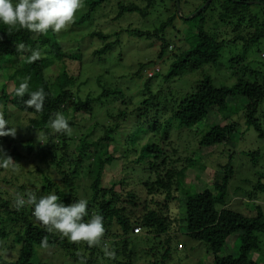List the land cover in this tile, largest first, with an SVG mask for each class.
<instances>
[{
  "label": "trees",
  "instance_id": "trees-1",
  "mask_svg": "<svg viewBox=\"0 0 264 264\" xmlns=\"http://www.w3.org/2000/svg\"><path fill=\"white\" fill-rule=\"evenodd\" d=\"M107 1L97 0L89 3V13L76 20L75 25L90 19L94 10ZM12 2L15 5L18 0ZM173 2L176 4L181 0ZM207 2L208 0H202V4L193 12L194 18L204 17L207 10L215 11L219 8L221 19L233 26H229L233 35L230 39H223L224 34L228 32L210 33L201 28L196 41L189 49L181 51L175 47V50H170L174 43L170 41V35L177 31L174 26L175 17L168 18L152 30L128 29L131 37L157 41L159 59L168 53H171L173 59L168 73L162 77L161 74H157L153 78H148L145 75L147 65L140 64L132 78L144 81L142 100L131 110L129 105L133 102H126L123 90L125 85L110 86L98 78L96 83L101 92L98 95L90 92L82 99L74 91V85L78 84L81 73L77 76L71 75L66 64H62L61 71L54 75L46 74L52 65L64 63L65 59L74 61L78 58L63 51L58 44L56 33L49 30L46 35H37L19 28L18 25L10 28L0 21V75H6V79L13 82L12 90H8L6 84L0 85V105H4L5 119L9 121V106L30 116V128L40 131L45 136L40 149L42 153L47 151L50 159L48 168L57 170L64 187L63 189L46 175V183H41V186L36 183L24 184L16 193L24 194L25 199L28 192H35L37 197L56 194L65 205L77 202L80 198L79 185L76 182L81 180L83 171H91L95 165L98 170L91 172L88 181L91 182L88 187L90 195L86 198L88 216L84 220L88 222L93 215H101L106 230L100 246L89 247L85 242L74 244L68 238L62 239L58 233H48L32 215L34 206H25L17 211L14 207V196L9 190L1 191L3 189L0 188V264H49L39 261L37 254L42 250L40 244L45 237L48 238L50 248L64 251L66 256L64 261L67 259L69 264H80L81 258H85L87 264H143L135 259L138 244L145 246L143 251L148 258L147 264H169L170 244L174 232L178 230L174 229L177 219L174 220L171 214L166 212L169 209L168 204L180 201L177 193L184 183L186 173L195 165L196 154L201 149H211L231 142L239 132V124L233 120L234 114L229 111L230 105L225 97L212 99L209 105H205L200 99L199 95L205 90L206 85H210L212 91L219 94L223 91L221 87L214 85L211 76L204 74L202 80L193 82L190 91L182 94L180 98L176 97L170 88L173 79L187 73L198 72L206 66L216 68L225 48L232 43L242 42L244 44L242 54L233 56L230 63L239 66L236 69L239 72L235 74L241 73L243 77L239 79L244 82L230 87L226 96L241 95L249 100L242 110L245 124L264 139V128L258 118L260 107L264 103V71L250 69V62L246 61L250 44H258L264 39V0H211L203 8ZM149 10V6L142 8L137 4H120L117 18L126 13L147 16ZM233 19L235 21L231 22ZM94 36L104 41V45L94 51V56L98 58L111 52L120 43L119 38L114 41L111 40L112 35L101 32H95ZM21 42L28 50L18 53L16 44ZM30 50H39L42 58L34 63H28ZM25 77H30L28 81L30 92L43 88L47 94L41 113H36L34 109L25 106L23 101L29 98L28 94L23 98L15 96V88ZM159 78L162 79L160 81L162 83L154 90L152 83ZM114 102H121L125 108L120 109L115 116L110 110L107 111L103 124L96 123L88 127V132L81 136L83 132L80 133L77 115H83L86 119L88 116L93 118L97 105L107 107ZM212 112V115L219 114L221 120L207 131H201L199 124ZM57 113L63 114L68 120L72 130L70 135L55 133L50 128L49 121L54 119ZM136 114L137 118L133 124L138 122L144 126V130H139L149 134L144 137L141 149L135 146L122 152L120 157H116L117 146L113 148V152L110 151V146L121 130L122 122L132 121L131 118ZM100 125L107 127L103 128L105 136L93 140L94 131ZM184 127L195 133L193 138L196 139L197 148L192 151L186 165L179 168L180 159L175 158L179 146L177 141L173 140V133L180 132ZM75 128L79 134H76ZM33 140L20 139L18 143L16 138L0 137V147L18 166L25 155L34 156L36 150L32 144ZM244 154L250 157L254 164H258L262 158L260 151ZM117 160L123 161L122 166L125 168L123 176L118 182H110L109 186H105V171ZM141 162L145 165L144 170L151 175L147 181L140 184L142 193L138 192L137 188H132L129 180L133 167L139 166ZM223 168L224 176L220 183L215 182L211 188L194 195H188V191L185 193L187 197L184 224L192 239L208 245V252L212 255L214 264H257L251 255L261 249L259 234H264V207L262 203L257 204L259 194H264V167L258 172L256 183L249 193L255 211L251 217L229 207L227 200L229 185L235 169L232 162H228ZM3 170L6 169L0 168V173ZM3 180H6L5 184L9 187L11 182L8 179ZM138 226L145 233L144 237L134 234V228ZM238 232L241 233L239 255L222 256L227 239ZM10 236L13 240L8 244ZM153 240H157V245L152 244ZM107 241L111 247H108ZM18 245L20 248L16 257L5 256L6 251L13 252V248ZM105 246L107 250L115 252L114 259L105 256Z\"/></svg>",
  "mask_w": 264,
  "mask_h": 264
},
{
  "label": "rangeland",
  "instance_id": "rangeland-1",
  "mask_svg": "<svg viewBox=\"0 0 264 264\" xmlns=\"http://www.w3.org/2000/svg\"><path fill=\"white\" fill-rule=\"evenodd\" d=\"M94 1L97 0H84V7L77 13L76 20L89 13V3ZM120 4H137L142 8L149 6L150 10L147 16H142L137 13H126L122 17L117 18ZM201 4L202 0H181L179 4L178 2L175 4L173 0H108L97 7L92 13V17L84 23L79 25L73 23L67 30L56 34L58 44L63 51L78 58L74 61L65 59L64 63H56L46 71V74L54 75L57 71H61L62 64H66L67 71L71 75L77 76L81 73L78 84L74 85V91L82 99H85L90 92L97 93L96 95L101 92V88L96 83L98 78H101L102 82H107L110 86L125 85L123 86V90L126 94V102H133V104L129 105V109L131 110L137 107V104L142 100L144 81L139 78H132V75L138 71L140 64H146V69L154 65L159 66L162 77L168 73L173 59L171 53L159 59V45L157 41L131 37L128 29L152 30L168 18L175 17L174 26L177 31L175 34L172 33L170 35V41L174 42L170 50H175V47L179 50L181 49V51L189 49L196 41V36L201 28L210 33L219 34L220 32H228L224 34L223 39H230L233 35L230 32L231 27L229 26L232 25L221 19L219 8L215 11L209 9L205 12L204 17L194 18L195 13L193 12ZM189 17L192 18L188 19ZM234 21L235 19L231 22ZM172 30L175 29L172 28ZM95 32L112 35L111 40L114 41L119 38L120 43L111 52L102 58H98L94 56V51L102 47L104 41L100 37L94 36ZM243 47L244 44L242 42L232 43L222 52V57L216 68L206 66L198 72L187 73L176 77L171 83L170 88L174 95L180 98L182 94L190 91L193 82L202 80L204 74L211 76L214 85L221 87L220 89L223 90L222 95L217 91H212L210 85H206L205 90L201 92L199 97L205 105H209L212 99L225 97L227 103L230 105L229 111L234 114L233 120L239 124V132L231 142L222 146H215L211 149H201L196 154L197 160L195 165L193 169H190L186 173L184 183H182L180 191L177 193L180 201H174L168 204L169 209L166 212H169L174 220L177 219L174 229L178 230V232H174L170 244L171 254L169 264H214L213 257L208 252V245L203 242H198L188 235L187 227L184 224L185 202L187 197L185 193L188 191V195H194L206 188H211L215 182L220 183L224 176L223 167L228 162H232L233 168L235 169V174L229 185L227 198L229 207L248 217L255 214L254 202L249 197V193L253 190L258 172H261L264 167V139H261L253 128H248L245 124L242 110L249 100L241 97V95L226 96L230 87L233 88L237 84L244 82L239 79L243 77L241 73L235 74L239 66L231 65L230 63L233 56L242 54ZM247 55L246 61L247 63L250 62V69L264 71V39L258 44H250ZM5 76L3 74L0 75V85L6 84L7 89L12 90L13 82L8 81ZM160 81H162L161 78L153 81L152 88L154 90H157L159 84L162 83ZM124 108L125 105H122L121 102H114V104H110L107 107L97 105L95 112H93V118L88 116V119H86L83 115H77L78 118H76V121L80 128V133L83 132L81 136L85 135L89 130L88 127H92L94 123L103 124L105 121L103 118L107 111L110 110L115 116L120 109ZM4 110V105H0V111L4 112ZM8 110L10 125L7 127H17L16 141L19 143L20 139L27 140L33 138L34 140L31 142L35 145V149H40L42 139L45 136L40 131L30 128V116L12 106H9ZM212 114L213 112L206 120L199 124L201 131H207L209 127L218 124L221 120L219 114ZM135 118H137V114L131 118L132 122H127L128 124L122 122L120 133L126 131L127 133L123 136L118 133L110 146L111 152L117 146L116 157H120L122 152L127 149L131 150L135 146L141 149L144 143V137L146 138V134H149L148 132H141L139 130H144V126L138 122L132 124ZM258 118L264 128V103L260 107ZM103 126L100 125L94 131V135L92 136L93 140H97L104 135ZM77 130L75 128L76 134H79ZM193 136H195V133L190 132L186 127L180 132L175 131L173 133V140L177 141V145L179 146L178 154L175 157L176 159H180L178 162L179 168L186 165V161L191 156L192 151L197 148L196 139ZM8 137L12 138L11 136ZM255 151H260L262 154V158L258 164H254L251 158L244 154L245 152ZM46 153L47 151H43V153L41 150L38 152L35 151L33 157H27L25 155L21 164L16 166L14 171L12 169L3 170L0 173V188L3 190H0H9L10 194L14 196L16 190L24 184L35 182L41 186V183H46V175L64 189L62 177L57 170L48 168L50 159ZM37 160L38 163L36 164L35 161ZM122 162L117 160L112 167L110 166L106 169L104 175L105 186H109L110 182H118L123 176L122 172L125 168H123ZM144 166V163L141 162L139 166L133 167L132 173L129 175L132 188H137V191H141V193L142 189L140 188L142 187L140 184H143L151 177L149 172L144 170ZM97 170V166L94 165L91 171H83L81 180L76 182L79 185L78 197L80 199L86 200L89 197L90 190H88V187L91 182L88 181L90 180L91 172H97ZM16 177H19L18 180ZM3 179H8L11 182L9 187L5 184L6 180ZM261 203L264 207V194H259L257 204ZM240 234L238 232L227 239L221 253L222 256L228 254L234 256L239 255ZM144 236L145 233L141 237ZM259 238L262 242V247L259 251L253 252L251 258L257 264H264V234H259ZM12 240V236L8 237V244L12 243ZM107 243L108 247H111L109 241ZM156 243L157 240H153L152 244L155 245ZM179 243L184 247H178ZM19 248L18 245L16 248H13V252L6 251L4 254L8 258L16 257ZM144 248V244H138L136 246L135 251L137 255L135 259L139 263L147 264L148 258L143 251ZM59 250H54L49 247L48 250L42 249L40 253L38 251L39 261L49 264H69L67 259L64 261L66 257L64 251L62 249ZM107 263L110 262L107 261Z\"/></svg>",
  "mask_w": 264,
  "mask_h": 264
},
{
  "label": "clouds",
  "instance_id": "clouds-1",
  "mask_svg": "<svg viewBox=\"0 0 264 264\" xmlns=\"http://www.w3.org/2000/svg\"><path fill=\"white\" fill-rule=\"evenodd\" d=\"M83 7L84 0H18L15 5L12 0H0V21L10 28H14L18 25L19 28L28 30L37 35H46L49 30L59 34L75 23L77 13ZM16 49L18 53L28 50L23 42L16 44ZM30 51L31 54L27 57L28 63H34L42 58V53L39 50ZM156 69H158V71H156ZM151 70H155V72L152 76H149L148 73ZM160 73L161 69L157 65L145 69V75H147L148 78H153ZM29 80L30 77H25L23 82L15 88V96L23 98L28 94L29 98L23 101L25 106L29 109H34L36 113H41L44 108L47 94L43 88L30 92ZM7 125H10V123L5 119L3 111H0V137L11 136L15 138L17 127L9 128L6 127ZM93 125H95V123ZM49 126L55 133L70 135L72 131L68 120L60 113H57L54 119H50ZM103 128L106 129L107 127ZM125 133L127 132L120 133L119 130L121 136ZM104 136L105 133L101 137ZM35 150L39 151L41 149ZM35 163L37 164L38 160L35 161ZM16 164L13 158L3 152L2 147H0V168L6 170L12 169L14 171ZM18 178L19 177H16L17 180ZM26 195L27 198L25 199L24 194L19 192L15 193L14 207L19 211L25 206H34L32 215L41 223L48 233H58L62 239L68 238L70 242L74 244L85 242L89 247L101 245L106 231L103 224V217L95 214L88 222H85L84 218L88 216V202L86 200L80 199L77 202L65 205L56 194L37 197L35 192H28ZM134 234L144 235V232L141 228V233L136 234L134 232ZM179 246L180 245H178V247ZM40 247L44 250L49 249L47 237L41 241ZM115 255L114 251L107 250L105 246L106 257L114 259ZM80 264H87L86 259L81 258Z\"/></svg>",
  "mask_w": 264,
  "mask_h": 264
},
{
  "label": "built area",
  "instance_id": "built-area-1",
  "mask_svg": "<svg viewBox=\"0 0 264 264\" xmlns=\"http://www.w3.org/2000/svg\"><path fill=\"white\" fill-rule=\"evenodd\" d=\"M156 71H158V69H156ZM154 72H155V70H151L149 73H148V75L149 76H152L153 74H154ZM134 232L136 233V234H139V233H141V227H136L135 229H134ZM182 246L180 245V248H181Z\"/></svg>",
  "mask_w": 264,
  "mask_h": 264
},
{
  "label": "water",
  "instance_id": "water-1",
  "mask_svg": "<svg viewBox=\"0 0 264 264\" xmlns=\"http://www.w3.org/2000/svg\"><path fill=\"white\" fill-rule=\"evenodd\" d=\"M211 0H208V2H207V4L204 6V7H206L208 4H209V2H210ZM253 3H257V4H261L260 2H250V4H253ZM179 4V3H178ZM202 10V9H201ZM200 10V11H201ZM179 12H181L180 10H179ZM189 18H191V17H189ZM188 18V19H189Z\"/></svg>",
  "mask_w": 264,
  "mask_h": 264
}]
</instances>
